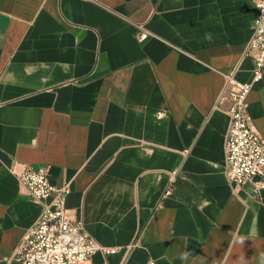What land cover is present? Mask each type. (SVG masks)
Listing matches in <instances>:
<instances>
[{
    "label": "crops",
    "instance_id": "1",
    "mask_svg": "<svg viewBox=\"0 0 264 264\" xmlns=\"http://www.w3.org/2000/svg\"><path fill=\"white\" fill-rule=\"evenodd\" d=\"M254 0H0V264L70 184L86 264H264V192L225 176V75L253 82ZM264 138V77L248 95ZM171 187L168 194L166 190Z\"/></svg>",
    "mask_w": 264,
    "mask_h": 264
},
{
    "label": "built area",
    "instance_id": "2",
    "mask_svg": "<svg viewBox=\"0 0 264 264\" xmlns=\"http://www.w3.org/2000/svg\"><path fill=\"white\" fill-rule=\"evenodd\" d=\"M257 17L248 52L255 62L253 82L243 83L234 73L225 75L218 102L227 100L230 125L226 141L225 176L230 185H250L254 194L264 192V138L249 115L248 95L253 83L264 77V0H254ZM21 187L42 206L39 219L25 233L7 261L20 264H86L97 252L114 254L119 246H108L90 234L82 221L73 219L66 206L70 184L53 186L48 166L24 165L17 172ZM171 187L165 194L170 193ZM148 264H156L149 260Z\"/></svg>",
    "mask_w": 264,
    "mask_h": 264
}]
</instances>
